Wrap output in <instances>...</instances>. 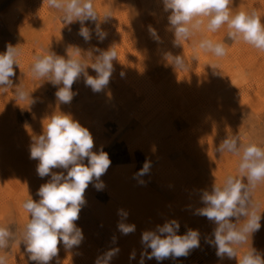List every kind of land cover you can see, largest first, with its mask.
<instances>
[{"label":"rangeland","instance_id":"obj_1","mask_svg":"<svg viewBox=\"0 0 264 264\" xmlns=\"http://www.w3.org/2000/svg\"><path fill=\"white\" fill-rule=\"evenodd\" d=\"M95 1L97 19L86 27L95 33L99 26L107 33L102 43L95 34L85 42L78 34L81 25L75 20L68 24L64 13L50 8L48 0H0V52L8 43L20 50L14 83L0 88V226L13 233L0 255L6 257V264H35L21 243L28 220L22 203L29 195L38 199L35 193L48 178L37 175L29 145L32 135L41 133L43 119L60 111L88 128L93 151L102 148L111 163L101 177L104 187L97 190L89 184L85 190L86 203L75 222L84 240L71 252L61 245L50 264L57 260L95 264L111 248H119L111 264H139L142 232L172 219L180 224L179 234L198 230L201 246L187 257L145 259V264H237L235 259L220 260L205 243L216 225L194 212L204 206L203 190L238 175L240 157L217 151L224 139L238 137L264 148V51L229 39L226 25L216 32L202 27L177 42L167 30V19L161 22L162 16L167 18L161 0H132L130 9L125 6L130 0ZM105 6L108 19L99 22ZM229 7L233 12L256 9L264 19V0H232ZM133 16L140 21H127ZM149 26L156 29L159 40ZM204 39L222 42L226 54L215 56L200 49ZM94 46L101 51L114 49L117 55L110 82L101 92L94 93L81 78L73 85L72 101L61 104L47 78L35 77L30 70L37 56L76 54L94 76L90 68L98 55ZM176 57L184 60L183 68L176 67ZM19 87L35 102L18 100ZM145 162L150 169L139 175ZM119 209L128 213L124 222L135 224L134 233L122 235L118 230ZM253 209L261 214V228L238 256L250 246L264 253V182L250 194L249 210ZM232 222L239 227L244 218ZM132 252L135 259L130 260Z\"/></svg>","mask_w":264,"mask_h":264},{"label":"clouds","instance_id":"obj_2","mask_svg":"<svg viewBox=\"0 0 264 264\" xmlns=\"http://www.w3.org/2000/svg\"><path fill=\"white\" fill-rule=\"evenodd\" d=\"M231 3L232 0H161L163 11L167 14V30L177 42L189 39L202 27L216 32L226 25L229 39L243 40L264 51V19L256 9L233 12L229 7ZM48 5L62 11L68 24L74 20L79 23L78 34L85 42H90L93 34L99 43L106 39L107 33L101 31L99 26L95 33L86 27L97 19L92 0H48ZM149 32L159 40L155 28L149 26ZM199 48L215 56L226 54L222 42L209 39L201 40ZM93 50L98 53L95 62L90 65L94 76L88 74L86 66L76 54L69 58L55 53L37 56L30 70L35 77L47 78L56 88L57 101L68 104L76 95L73 85L81 78L94 93L106 89L110 82L114 72L113 61L117 57L115 50L101 51L95 46ZM19 56L20 50L12 44H7L5 50L0 52V88L14 83ZM174 63L176 67L185 66L180 57H176ZM15 96L18 100L30 99V93L23 87L16 89ZM34 102L31 98L30 104ZM93 148L94 140L88 128L70 114L60 111L46 116L42 121L41 133L32 135L30 159L37 161V175L48 179L37 189L35 195L38 199L29 195L22 203L28 220L22 230L21 243L29 261L50 264L58 257L61 245L66 252H71L84 240L83 231L75 222L86 203L85 190L89 184H93L97 190L104 187L101 177L111 163L102 148L98 151H93ZM217 151H227L240 157L238 175H229L222 184L213 183L211 190L202 191L200 199L204 206L196 209L194 214L216 225L211 236L205 237L204 241L215 249L220 260L227 258L235 259L237 264H264V253L252 246L238 256L239 249L248 244L253 234L261 228V214L257 215L255 209L250 211L249 202L251 192L260 182H264V148L253 142L245 144L238 137H232L224 139ZM149 169L150 163L145 162L139 175L147 173ZM127 215L125 210H118V216L122 219L117 228L122 235L136 230L135 224L124 222ZM241 217L244 222L237 227L232 221ZM179 229V222L172 219L157 225L155 230L142 232L144 250L139 264H145V259L160 262L187 257L192 250L201 246V233L198 230L188 229L184 234H179ZM12 237L9 228L0 226V249L6 248ZM118 252L119 248L105 251L97 257L95 264H111ZM129 258L135 259V252ZM0 264H6L3 255H0Z\"/></svg>","mask_w":264,"mask_h":264},{"label":"bare ground","instance_id":"obj_3","mask_svg":"<svg viewBox=\"0 0 264 264\" xmlns=\"http://www.w3.org/2000/svg\"><path fill=\"white\" fill-rule=\"evenodd\" d=\"M114 1V0H113ZM98 3V2H100V0H97V1H95V3ZM133 2H135V1H132V0H130L129 1V3L128 4H126L125 6H127V8L129 7V9L130 8H132L133 7ZM105 4V3H104ZM118 7V6H117ZM136 9H137V7H136ZM103 13L102 14H98V20H99V22H106L107 21V19H108V11H107V8H106V6L104 7V9H103V11H102ZM125 12H126V10H125ZM163 12V11H162ZM100 13V12H99ZM129 13V12H128ZM118 14V13H117ZM159 14V13H158ZM114 16V15H113ZM159 16V15H158ZM158 16L156 17V18H158ZM164 16H165V14H164ZM163 17V16H162ZM162 17L160 18L161 19V22H164V21H166V17L164 18V19H162ZM113 18V17H112ZM115 18V17H114ZM128 18V17H127ZM127 18H125V19H127ZM151 19V18H150ZM149 19V20H150ZM114 20V19H113ZM122 20V19H121ZM131 21V22H135V23H138L139 21H140V19L139 18H136V17H132V18H128L127 19V21ZM147 20V19H146ZM153 20V19H152ZM156 21H158L157 19H155ZM148 21V20H147ZM151 21V20H150ZM116 22V21H115ZM48 24V23H47ZM134 24V23H133ZM140 24V23H139ZM92 24L90 23V26H91ZM108 25V24H107ZM118 25H120V24H118ZM136 25V24H135ZM142 25V24H141ZM101 26V25H100ZM109 26V25H108ZM137 26H138V24H137ZM163 26V25H162ZM103 27V26H102ZM106 30H108V29H106ZM31 31V30H30ZM133 32V31H132ZM195 33V32H194ZM197 35V34H196ZM26 36H28V35H26ZM30 36V35H29ZM130 36V35H129ZM43 38H45V37H43ZM28 39H30V38H28ZM44 42V41H43ZM9 44V43H8ZM11 44V43H10ZM41 44V43H40ZM42 45V44H41ZM44 45V44H43ZM42 49H43V47H42ZM41 49V50H42ZM190 50V49H189ZM39 51V50H38ZM45 51V50H44ZM46 52V51H45ZM40 54V53H39ZM36 56V55H35ZM130 63V62H129ZM25 64V63H24ZM131 65V64H130ZM23 67H24V65H23ZM31 67V66H30ZM29 73V72H28ZM3 102V101H2ZM192 105V104H191ZM199 106V105H198ZM194 112V111H193ZM189 123V122H188Z\"/></svg>","mask_w":264,"mask_h":264}]
</instances>
